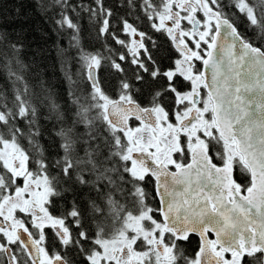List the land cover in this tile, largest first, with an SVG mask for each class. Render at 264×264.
<instances>
[{
	"label": "trees",
	"instance_id": "trees-1",
	"mask_svg": "<svg viewBox=\"0 0 264 264\" xmlns=\"http://www.w3.org/2000/svg\"><path fill=\"white\" fill-rule=\"evenodd\" d=\"M206 1L234 24L246 42L264 52V0ZM41 3L45 7L51 3L52 11L41 12ZM165 13V0H60L59 4L54 0H0V33L23 31L24 48L43 53L24 52L25 58L35 56L37 69L43 70L34 79L36 69L17 63L18 53L0 52L5 57L0 60V150L12 146L24 156L26 174L45 179L50 193L48 214L70 231L77 234L73 225H78L83 236L103 222L105 233H98V244L123 236L141 239L161 224L153 180L137 171L130 158L133 142L108 123L104 105L108 100L129 99L143 108H155L171 101L167 73L179 54L164 28L158 27V17ZM128 29L140 38V58L125 51L131 42ZM149 40L156 41L154 50L149 47L154 64L140 55ZM66 42L74 53L71 72L69 57L57 56L58 49L68 51L61 48ZM122 55L129 62L120 73ZM95 61L97 70H102L99 94L92 87L89 90L86 74ZM131 61L143 64L148 72L141 78ZM53 98L58 101L55 106ZM66 132L70 137L62 134ZM98 175L105 178L100 191L95 182ZM23 183L0 160V203ZM237 183L249 185L246 170ZM101 196L108 215L105 221L92 215V205L99 206ZM149 215L155 220L146 219ZM137 222L138 232L131 229ZM199 244L195 236L177 242L178 261L187 256L184 250H196Z\"/></svg>",
	"mask_w": 264,
	"mask_h": 264
},
{
	"label": "water",
	"instance_id": "water-1",
	"mask_svg": "<svg viewBox=\"0 0 264 264\" xmlns=\"http://www.w3.org/2000/svg\"><path fill=\"white\" fill-rule=\"evenodd\" d=\"M202 8L214 24L202 64L203 84L216 130L224 141L235 144L249 173V187L240 193L232 166L217 167L202 147L175 172L144 150L132 151L130 158L152 178L165 228L177 240L190 235L199 239V264H224L214 247L238 255L264 252V52L246 42L216 10ZM96 72V63H91L86 71L88 82ZM92 88L99 94V82ZM104 111L108 123L122 133L129 131L130 120L148 128L157 123L152 108L134 101L108 100ZM16 236L30 255L38 252L25 229H17ZM5 252L12 264L9 248ZM52 264L65 262L60 258Z\"/></svg>",
	"mask_w": 264,
	"mask_h": 264
},
{
	"label": "flooded vegetation",
	"instance_id": "flooded-vegetation-1",
	"mask_svg": "<svg viewBox=\"0 0 264 264\" xmlns=\"http://www.w3.org/2000/svg\"><path fill=\"white\" fill-rule=\"evenodd\" d=\"M165 2L167 13L162 17L169 16V20L163 28L179 54L174 68L167 73L169 82L167 90L170 91L172 98L171 101L152 108L157 119L154 128L130 120V129L125 134L133 144L138 145L136 151H147L157 163L163 164L170 172H175L179 167L189 163L196 148H205L214 165L232 166L236 188L240 193H244L249 185L244 187L237 183V179L240 174L245 173V170L248 173V170L235 144L228 143L219 136L213 118L212 104L201 76L203 60L214 32V24L203 14L202 7H212L206 0H165ZM128 33L131 42L125 51L129 50V56L132 58H140L137 54L140 49V38L135 39L137 36L130 29ZM95 63L98 69L99 64L97 61ZM135 129L142 132L140 139L138 136L136 140L132 137L131 134ZM150 133L155 137L154 139L149 138ZM169 138H171L170 145ZM14 162L17 164V161ZM134 164L141 175L149 176L135 162ZM24 166L22 165V171ZM30 187L36 191L34 185ZM23 190H26L24 184L9 197L8 201H4V205L0 203V208L4 207L1 212L4 221L0 218V228L5 226V231L0 232V264H9L6 248H9L12 255V264H52L54 260L60 258L66 264V258L72 255V250L65 252L64 249L72 244L76 233L48 214V199L40 208L35 202L16 203L18 199L23 200L21 192ZM155 199L158 220L161 222L158 230L143 235L129 246L123 245L120 250L114 249L110 259L116 261V264H199V247L196 250L188 247L184 250L187 256H182L178 261L176 243L181 240L175 239L171 231L165 228L159 214L160 205L156 195ZM16 205L22 208L21 212L19 209L12 210ZM146 219L155 220L151 215ZM19 228L25 229L34 240L38 252L34 251L30 255L24 248L16 236ZM210 238L213 236L210 235ZM213 250L215 254L221 256L224 264H258L255 257L260 251L238 255L221 251L217 247ZM93 259L98 264L99 258L96 254Z\"/></svg>",
	"mask_w": 264,
	"mask_h": 264
},
{
	"label": "snow or ice",
	"instance_id": "snow-or-ice-1",
	"mask_svg": "<svg viewBox=\"0 0 264 264\" xmlns=\"http://www.w3.org/2000/svg\"><path fill=\"white\" fill-rule=\"evenodd\" d=\"M55 4H59L60 0H54ZM40 10L41 12H47V11H52V6L51 3L48 4L47 7L44 6L43 3L40 5ZM57 24L59 23V18L55 21ZM26 33L23 31H13L12 33H0V52L7 53L8 55H11V52L18 53L20 56V59L17 61V63H24L25 69H36V72L33 73V78L37 79L39 76H42L43 70L42 69H37L35 61V56L25 58L24 57V52L25 51H33L38 55H43L40 49H25L23 45V36ZM10 36H15L17 39L12 40L10 39ZM135 39H139V37H135ZM156 45L155 40H149L148 44H146L140 52L141 56H144L150 64H154V61L151 56V51H149V47L154 50ZM61 48H68L67 52H62L60 49L57 50V56H68L69 59L67 61V66H68V71L71 72L73 70V60H72V55L73 49H71L67 42L61 46ZM10 50V51H9ZM5 57L0 56V60H3ZM76 59H79V57H76ZM28 60L33 61L30 65L28 64ZM129 62L128 60L125 59V57L122 55L119 58V71L120 73H123V64ZM7 63L9 66L12 64V60L8 59ZM61 63V71L64 70V60L60 61ZM132 66L135 68H138V76L142 78L143 74H146L148 72V69L143 66V64H140L136 61H131ZM76 67H79V65H76ZM102 79V70H97L96 72V77L94 80H89V90H91L92 84L100 82ZM72 81L69 80V83ZM102 86V85H101ZM71 96V93H70ZM74 99H70L69 103L70 104H75ZM58 103V101L55 100V98L52 99V105L55 106ZM66 136L70 137V132L62 133ZM96 184H97V191H100V185H102L105 182V178L103 175H98L96 177ZM101 203L99 206L97 204H93L92 208L94 209V212L92 215H94L97 219H100L101 221H105L108 219V215L105 211V202H104V197L101 196ZM74 219V218H73ZM73 227L76 229L77 234L72 242L71 245L68 246V248H65L64 251L68 252L69 249L72 250V255L70 257L66 258V264H96V261L93 259L94 254H96L99 259H98V264H116V261L109 259L105 255L104 248L102 245L96 243L97 240V235L98 233L104 234L105 233V225L103 222L98 223L96 226V230L87 233L83 236L79 234V226L78 225H73ZM104 238H107L106 235ZM255 260L260 264V262H264V252H258L256 253Z\"/></svg>",
	"mask_w": 264,
	"mask_h": 264
},
{
	"label": "rangeland",
	"instance_id": "rangeland-1",
	"mask_svg": "<svg viewBox=\"0 0 264 264\" xmlns=\"http://www.w3.org/2000/svg\"><path fill=\"white\" fill-rule=\"evenodd\" d=\"M168 20H169V16L168 17L167 16L162 17V15H160L158 17V23H159L158 27L162 28L163 25ZM127 100H129V99H127ZM131 135L136 140L137 136L140 139L143 134L138 129H135V130H133ZM149 138L154 139L155 137L150 133ZM170 143H171V138H169V143L168 144L170 145ZM137 149H138V145L133 144V151H136ZM14 150L15 149L12 146H10V145L4 146L0 150V160H2V162L5 164L6 168L14 176H20V177H22L24 179V183L23 184H24L26 190L21 191L22 195H23V200L18 199L16 201V203L20 204V203H24L25 202V203L29 204L30 202H35L38 205V207L40 208V207H42L44 205V203L49 198V195H50L49 187L46 184L44 178L32 179L30 175L26 174L25 166H24V170L22 171V165H25V158H24V156L22 155L21 152L16 151V150H15L16 151L15 152ZM14 161H17V164H15ZM19 172H21V173H19ZM32 185H34L36 191L33 190L30 187ZM15 193H16V191L13 194H15ZM11 195H9L7 198H5L1 202V205L3 203L5 204V202L9 200V197ZM3 209H4V207L0 208V216H1V212L3 211ZM15 209H19L20 212L22 211V208L18 207L17 205L12 208L13 211ZM0 218L4 221L3 216H1ZM131 229H133L134 231L136 230V232H138V230L141 229L140 228V222H137L135 225L131 226ZM4 231H5V226L3 228H0V232H4ZM134 235H135V233H134ZM136 240H137L136 239V235L132 239L129 238V237L123 236L122 238H119V239H116V240H113V241L103 242V244H100V245H102V247L104 248L105 255L110 259L111 258V252L114 249H119L120 250L123 245L129 246V245L132 244V242H135Z\"/></svg>",
	"mask_w": 264,
	"mask_h": 264
}]
</instances>
